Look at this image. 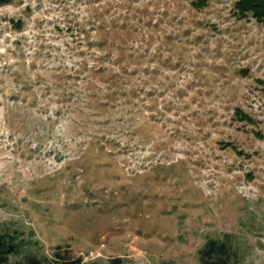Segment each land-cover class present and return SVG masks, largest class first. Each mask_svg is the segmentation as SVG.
<instances>
[{
    "label": "rangeland",
    "instance_id": "374dc122",
    "mask_svg": "<svg viewBox=\"0 0 264 264\" xmlns=\"http://www.w3.org/2000/svg\"><path fill=\"white\" fill-rule=\"evenodd\" d=\"M234 3L0 5V229L23 250L60 244L103 264H199V245L227 231L241 249L236 264H264V23L237 17ZM97 39L112 47L103 57L90 52ZM119 46L137 69L118 68L115 80ZM100 63L71 85L103 100L100 122L86 123L108 132L105 147L69 137L44 80L63 64Z\"/></svg>",
    "mask_w": 264,
    "mask_h": 264
},
{
    "label": "trees",
    "instance_id": "16d2710c",
    "mask_svg": "<svg viewBox=\"0 0 264 264\" xmlns=\"http://www.w3.org/2000/svg\"><path fill=\"white\" fill-rule=\"evenodd\" d=\"M13 0H0V5L9 3ZM209 0H189L190 4L196 8L200 9L205 7L208 4ZM235 9L234 13L237 17H247L252 16L256 21L260 23H264V0H235L234 3ZM104 35H101V38ZM98 49L90 50L91 53L97 52L99 57H103L104 53L110 52L111 45L106 44L102 45L105 42V39H102L98 42ZM113 46V45H112ZM129 47V46H128ZM104 51H103V50ZM117 49V55H119L117 60H114L113 63L116 64L117 68L110 67V76L114 77L113 79L120 80L121 76L119 75V69L122 71L130 70L136 71L137 65L136 62L130 57L133 51L130 48H127V52L125 46H119ZM141 52H138V56ZM130 59V60H128ZM130 61L133 63L129 64ZM85 62V61H82ZM141 63V60L137 61ZM74 65V64H73ZM100 63V66L83 68V67H73L71 69L66 64H63V67L57 66V69L53 71V73H48L47 76L50 78H45L44 80H48L46 83V87L49 90H52V94L55 96L53 99L57 101V104L52 108L53 112L58 114L59 111H63L65 113V124L69 123L73 127V131L70 138H74L75 135H82L84 141L94 140L99 145L105 147V142H108L109 138L107 137L106 131L99 132L95 131V128L90 130V127L86 123L88 119H92V121L100 122L97 118L98 112L97 107L103 103V100L97 101L96 99L87 100L84 95H81L80 86L78 88H72L71 83L78 79L79 77H84L82 72L85 70L91 71H102V69H106L105 66ZM130 67V68H128ZM119 68V69H118ZM118 71V72H117ZM83 75V76H82ZM40 77L36 75L34 79L37 85H40ZM76 83V82H73ZM22 84L23 88L29 89L32 84H28L27 82H22L20 80V85ZM82 86V89L85 93L88 92L86 87ZM19 89L15 90V93ZM113 91H120L112 89ZM18 94V93H16ZM61 99V100H60ZM107 100V99H105ZM103 112V110H102ZM51 112H46L45 120H51ZM90 114V117L87 115ZM235 114L239 119H244L247 121H253L252 117L240 107L235 108ZM60 116H55L54 119ZM21 130H17L20 132ZM12 135H14V131H12ZM92 143V142H91ZM227 144H231V142H227ZM233 147L234 144H231ZM87 147L81 150V153H86ZM74 151L75 149H70ZM241 152V150L239 151ZM78 155V154H77ZM76 156V155H75ZM75 156H69L75 157ZM197 259L199 264H236L242 258L241 249L238 244L235 242V237L231 232H224L220 237L209 236L199 245L197 248ZM122 259L120 257H113L110 260L111 264H121ZM0 264H103L97 260H84L80 255H72L67 248H63L62 245L57 244L50 254L47 253H37L31 250H23V242L20 238L17 237L16 233L10 232L8 230L0 229ZM160 264H174L173 262H161Z\"/></svg>",
    "mask_w": 264,
    "mask_h": 264
}]
</instances>
